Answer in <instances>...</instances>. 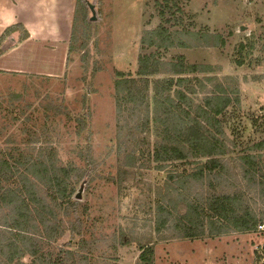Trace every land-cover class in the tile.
I'll return each mask as SVG.
<instances>
[{"label":"rangeland","instance_id":"1","mask_svg":"<svg viewBox=\"0 0 264 264\" xmlns=\"http://www.w3.org/2000/svg\"><path fill=\"white\" fill-rule=\"evenodd\" d=\"M85 2L86 10L75 2L70 53L61 77L0 71V153L10 159L21 154L38 159L51 151L54 163L72 172L73 199L80 203L81 224L77 210L72 209L69 218L61 217L64 235L55 242L42 241L46 260L39 263L54 264L60 247L71 249L65 244L75 239L78 264H140L146 246L153 248L152 264H264V231L258 227L217 236L207 225L204 235L193 238L172 226L158 230L163 219L159 207L170 210L180 222L188 203L201 194L206 202L208 195L240 193L246 206L264 213V197L243 179L240 160L252 157L257 166L251 171L264 175V151L253 149L264 140V0ZM89 5L95 6L96 21ZM165 8L172 9L178 20L166 27L176 31L192 26L195 33L210 37L195 47L173 45L169 52H162L163 61L183 56L187 64L200 67L196 76L217 77L219 83L237 89L241 100L235 117L228 118L240 127L234 134L232 126H227L228 155L197 160L187 166V172L178 165L158 170L148 153L162 140L159 124L150 120L149 128L141 129L143 118L129 116V109L119 121L116 108L118 73L136 76L142 39L163 23L160 13ZM19 32L23 36L24 28ZM121 131L129 144L119 149ZM133 151L137 160L132 158ZM210 161H219L220 166L210 171ZM199 171L203 180H192L190 191H182V177ZM171 174L178 177L171 179ZM183 195L189 200L171 207V201ZM263 223L264 218L258 226ZM72 225L77 235H72ZM61 254L64 264H71L69 256ZM23 262L30 263L31 257L25 256ZM0 264H8L1 255Z\"/></svg>","mask_w":264,"mask_h":264},{"label":"trees","instance_id":"2","mask_svg":"<svg viewBox=\"0 0 264 264\" xmlns=\"http://www.w3.org/2000/svg\"><path fill=\"white\" fill-rule=\"evenodd\" d=\"M77 2L82 4L83 10L87 9L85 0ZM165 9L160 13L163 21L160 27L147 31L142 39L143 54L138 62L136 76L118 73L115 83L116 108L119 121L124 120L125 111L129 109V116L143 118L141 123H145L141 129L149 128L150 120L156 126L159 124L162 140L154 143L152 152L148 153V157H152L153 162L158 165V170L178 165L184 166L187 172V166L197 160H211L228 155L230 148L226 142L227 126H232L234 134L240 130L228 118L235 117L241 100L237 89L231 90L226 84L219 83L217 77L196 76L200 67L187 64L183 56L175 57L170 62L163 61L162 52H169L173 45L195 47L198 46L197 42H206L210 37L204 32L195 33L192 26L176 31L166 27L164 24L178 20L173 17L172 9ZM168 17L169 20H166ZM21 28L24 27L16 25L7 29L0 41L6 33L13 34ZM28 37L29 34L24 29L20 38L25 40ZM206 45L209 46V42ZM203 71L210 74L209 70ZM201 91L205 92L202 100L199 99ZM255 124L256 120L253 121V126ZM137 129L140 127L137 126ZM127 135L131 136V133L127 132ZM122 137L121 131L118 136L119 149L126 146V143L129 144ZM253 149L264 151V140ZM133 152L132 158H135L137 152ZM9 156L4 152L0 153V255L8 264H40V260H46V254H41L44 251L42 241L50 243L63 237L65 226L60 218H69L71 210L76 211L80 207V203L73 199L75 180L69 169L58 167L54 163L51 151L45 158L38 159L24 154L11 159ZM240 160L243 179L253 189H259L264 197V175L251 171L257 166L252 157L244 156ZM217 163L220 162H208V170L214 171L215 167L220 166ZM177 177L178 175H170L171 179ZM182 178L181 189L185 191L189 190L188 184L192 180L201 181L204 176L199 171L196 174L188 173ZM243 197L240 193L213 194L207 196L206 202L203 201L202 194L200 198L193 197L180 222L175 221L170 210L159 207L163 219L158 222V230L172 226L179 234L182 232L188 238L204 235L207 225L210 233L217 236L255 231L264 218V213L246 206ZM182 198L172 200L171 207H178L190 197L183 195ZM80 213L78 210L75 213L79 224L82 222ZM70 230L73 236L78 234L74 226ZM71 240L68 245L65 244L71 249H58L69 256L71 264H78L74 256L78 242ZM61 253L57 255L58 259L54 264H64ZM25 256L31 257L30 263L23 262ZM152 257L153 248L142 247L140 264H152Z\"/></svg>","mask_w":264,"mask_h":264},{"label":"crops","instance_id":"3","mask_svg":"<svg viewBox=\"0 0 264 264\" xmlns=\"http://www.w3.org/2000/svg\"><path fill=\"white\" fill-rule=\"evenodd\" d=\"M76 0H0V39L22 25L29 37L16 31L0 41V71L12 75L61 77L69 53Z\"/></svg>","mask_w":264,"mask_h":264},{"label":"water","instance_id":"4","mask_svg":"<svg viewBox=\"0 0 264 264\" xmlns=\"http://www.w3.org/2000/svg\"><path fill=\"white\" fill-rule=\"evenodd\" d=\"M89 8H90V10L92 12V15H93L92 21H96V9H95V6L94 5H89ZM245 30H246V27H242L241 28V31L244 32ZM81 192L82 191H80L79 195L77 196V199H79V200L82 198Z\"/></svg>","mask_w":264,"mask_h":264},{"label":"built area","instance_id":"5","mask_svg":"<svg viewBox=\"0 0 264 264\" xmlns=\"http://www.w3.org/2000/svg\"><path fill=\"white\" fill-rule=\"evenodd\" d=\"M258 230H259L260 232H263V231H264V223H263V224H260V225L258 226Z\"/></svg>","mask_w":264,"mask_h":264}]
</instances>
